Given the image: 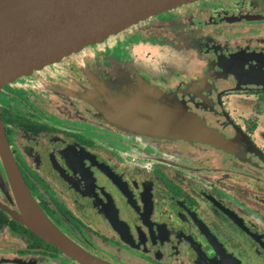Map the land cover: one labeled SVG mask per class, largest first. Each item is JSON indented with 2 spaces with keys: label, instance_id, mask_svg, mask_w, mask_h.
I'll use <instances>...</instances> for the list:
<instances>
[{
  "label": "flooded vegetation",
  "instance_id": "obj_1",
  "mask_svg": "<svg viewBox=\"0 0 264 264\" xmlns=\"http://www.w3.org/2000/svg\"><path fill=\"white\" fill-rule=\"evenodd\" d=\"M133 28L144 35L127 46L144 95L181 102L228 145L109 121L93 101L119 92L98 88V54L85 46L0 90L31 196L72 242L113 264H264V0H195L120 32ZM164 47L173 55L160 70L151 63ZM21 212L0 152V264H84Z\"/></svg>",
  "mask_w": 264,
  "mask_h": 264
},
{
  "label": "water",
  "instance_id": "obj_2",
  "mask_svg": "<svg viewBox=\"0 0 264 264\" xmlns=\"http://www.w3.org/2000/svg\"><path fill=\"white\" fill-rule=\"evenodd\" d=\"M195 0H0V90L18 78L56 63L151 15ZM105 89L103 84H97ZM97 88V89H98ZM134 99L107 97L97 107L109 121L140 132L180 136L225 148L228 140L181 102L158 93L161 105L144 92ZM105 91H89L86 98ZM159 92V91H157ZM92 101V99L90 100ZM107 103L109 106H107ZM0 152L21 206L18 219L67 255L84 264H113L72 242L37 206L13 159L0 116Z\"/></svg>",
  "mask_w": 264,
  "mask_h": 264
},
{
  "label": "rangeland",
  "instance_id": "obj_3",
  "mask_svg": "<svg viewBox=\"0 0 264 264\" xmlns=\"http://www.w3.org/2000/svg\"><path fill=\"white\" fill-rule=\"evenodd\" d=\"M169 14L170 13H166L159 16L165 17L169 16ZM133 31H135L134 28ZM141 35L142 32L138 31H135L132 34L127 31L120 32L117 35L106 39L104 42L96 43L87 47V50L92 51L91 53L94 55L98 54L96 59L94 58L89 62V69H92L95 74L100 77L101 83L104 82L106 84L105 87L109 89L107 91H110L114 94L119 92V94L115 96H120L121 98L125 99H134L143 93L142 89L145 88V83L139 80L140 78H138L134 72L136 66L139 67L140 62H136V59L132 57L131 53L129 52V48L127 47L130 42H133V40H135L134 42L139 41V39H141ZM169 55L173 54L168 50V47L158 48V61L151 63L152 67L164 70V67L168 65L166 62L168 61ZM79 57L80 56H78L77 59H79ZM72 59L76 58L73 56ZM160 60H162V65L159 62ZM92 62H94V65L91 67ZM128 71L131 72V75L126 77L125 73ZM94 97L90 99L93 101ZM93 102L94 104H97L96 100ZM103 251L106 252L105 248ZM109 253H111V251Z\"/></svg>",
  "mask_w": 264,
  "mask_h": 264
}]
</instances>
